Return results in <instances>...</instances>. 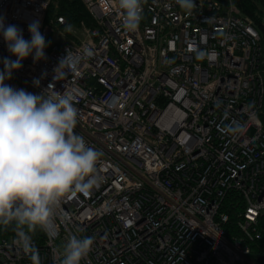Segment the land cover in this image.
Returning a JSON list of instances; mask_svg holds the SVG:
<instances>
[{
  "label": "built area",
  "instance_id": "built-area-1",
  "mask_svg": "<svg viewBox=\"0 0 264 264\" xmlns=\"http://www.w3.org/2000/svg\"><path fill=\"white\" fill-rule=\"evenodd\" d=\"M48 1L0 0L26 40L37 19L45 39L55 33L46 59L29 56L5 83L70 94L74 132L103 155L99 186L65 197L51 234L32 239L39 264H61L71 235L93 238L81 264H251L264 216V67L252 20L231 0H195L190 13L176 0H143L139 28L127 32L117 0H82L95 27L64 40L43 21ZM68 52L72 65L54 80ZM4 57L16 59L0 35V70ZM233 123L243 134L226 133ZM228 191L243 203L239 235L223 227ZM16 239L14 230L0 238V264H33Z\"/></svg>",
  "mask_w": 264,
  "mask_h": 264
},
{
  "label": "clouds",
  "instance_id": "clouds-1",
  "mask_svg": "<svg viewBox=\"0 0 264 264\" xmlns=\"http://www.w3.org/2000/svg\"><path fill=\"white\" fill-rule=\"evenodd\" d=\"M117 2L123 29L137 31L143 19V0ZM176 2L189 13L195 7V0ZM39 29L40 21H31L28 24L31 39L26 40L22 29L6 24L0 16V35L8 52L16 57L15 60L4 57L0 70V225L14 226L16 243L31 253L33 264H39V255L30 234L37 228L51 234L61 201L77 192L87 195L99 186L102 178L97 165L103 155L74 132L77 108L70 94L59 93L49 86L37 95L5 83L29 56L34 63L46 59L48 43ZM194 51L198 59L209 55ZM85 55L90 57L91 50L86 49ZM71 65L68 52L54 69L53 79H63L67 74L65 69ZM33 83L39 86L38 79ZM225 131L236 136L245 129L233 123ZM93 243L92 237L69 236L61 264H81Z\"/></svg>",
  "mask_w": 264,
  "mask_h": 264
},
{
  "label": "trees",
  "instance_id": "trees-1",
  "mask_svg": "<svg viewBox=\"0 0 264 264\" xmlns=\"http://www.w3.org/2000/svg\"><path fill=\"white\" fill-rule=\"evenodd\" d=\"M226 3L227 0H218ZM235 4L240 13L252 20L254 27L259 34V44L261 48V66L264 67V0H231ZM64 19L63 23L57 22V17ZM44 23L52 25L56 29H60L64 35L62 39L67 40L74 38L72 30H77L81 24L88 28H94L95 22L92 15L88 12L82 0H49L45 9ZM70 26V28H69ZM55 33L51 34L46 40ZM243 209V203L234 191H228L221 204L220 211L225 212L228 216L227 221L223 224L228 236L239 235L240 230L237 224L239 219L238 213ZM14 230L13 225H0V238L9 236ZM261 237L255 242L249 243L251 248L250 257L255 259L259 254L264 253V216L260 217ZM31 238L36 242H42L43 236L40 228L35 233L30 234Z\"/></svg>",
  "mask_w": 264,
  "mask_h": 264
},
{
  "label": "water",
  "instance_id": "water-1",
  "mask_svg": "<svg viewBox=\"0 0 264 264\" xmlns=\"http://www.w3.org/2000/svg\"><path fill=\"white\" fill-rule=\"evenodd\" d=\"M264 264V255H258L255 257V259L253 260V264Z\"/></svg>",
  "mask_w": 264,
  "mask_h": 264
},
{
  "label": "rangeland",
  "instance_id": "rangeland-1",
  "mask_svg": "<svg viewBox=\"0 0 264 264\" xmlns=\"http://www.w3.org/2000/svg\"><path fill=\"white\" fill-rule=\"evenodd\" d=\"M74 35H77V32H74ZM79 35H80V33H79ZM49 36H50V35H49ZM53 37H54V36H51V38H49V39H50V40H52V39H53ZM80 37L82 38V37H83V35L81 34V35H80ZM57 38H58V36H57ZM252 261H253V260H252Z\"/></svg>",
  "mask_w": 264,
  "mask_h": 264
},
{
  "label": "flooded vegetation",
  "instance_id": "flooded-vegetation-1",
  "mask_svg": "<svg viewBox=\"0 0 264 264\" xmlns=\"http://www.w3.org/2000/svg\"><path fill=\"white\" fill-rule=\"evenodd\" d=\"M259 255H264V253H262V254H259ZM251 264H253V261H252V263ZM256 264H259V263H256Z\"/></svg>",
  "mask_w": 264,
  "mask_h": 264
}]
</instances>
